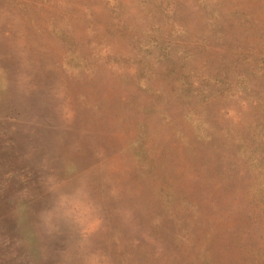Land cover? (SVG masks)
Masks as SVG:
<instances>
[{
    "label": "rangeland",
    "instance_id": "obj_1",
    "mask_svg": "<svg viewBox=\"0 0 264 264\" xmlns=\"http://www.w3.org/2000/svg\"><path fill=\"white\" fill-rule=\"evenodd\" d=\"M93 261L264 264V0H0V264Z\"/></svg>",
    "mask_w": 264,
    "mask_h": 264
},
{
    "label": "clouds",
    "instance_id": "obj_2",
    "mask_svg": "<svg viewBox=\"0 0 264 264\" xmlns=\"http://www.w3.org/2000/svg\"><path fill=\"white\" fill-rule=\"evenodd\" d=\"M58 210L65 215L78 214L84 220L87 219L90 213L89 207L83 202L82 198L62 200ZM91 264H95V262L93 261Z\"/></svg>",
    "mask_w": 264,
    "mask_h": 264
}]
</instances>
